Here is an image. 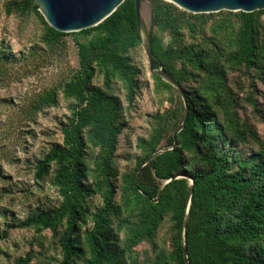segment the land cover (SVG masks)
<instances>
[{
	"label": "trees",
	"instance_id": "16d2710c",
	"mask_svg": "<svg viewBox=\"0 0 264 264\" xmlns=\"http://www.w3.org/2000/svg\"><path fill=\"white\" fill-rule=\"evenodd\" d=\"M152 4V66L179 85L188 113L181 127L185 107L179 92L151 74L174 105L155 116L158 124L149 139L139 140L141 155L134 168L121 174L115 162L124 123L111 90L120 81L129 107L139 91L140 71L129 55L141 45L134 0H124L97 26L74 33L51 29L35 0L4 4L6 15L36 14L48 46L61 45L70 36L78 67L61 88L70 101L62 142L35 167L37 180L52 177L60 200L33 209L21 221L3 223L0 240L11 229L49 231L60 254L55 264H137L135 249L142 244L150 245L152 264H185L184 245L188 264H264V141L250 132L257 147L246 151L250 142L245 128L225 112L221 94L226 66L247 75L263 74L264 10L218 12L223 18L211 25L207 36L198 24L211 14L187 13L163 0ZM183 31L191 38L199 35V44H185ZM162 33L168 34L167 43ZM96 76L102 78L101 86L93 85ZM56 104L57 92L51 89L31 108L37 112ZM96 197L99 205L93 204ZM165 222L169 245L157 249ZM31 258L29 252L13 264H29Z\"/></svg>",
	"mask_w": 264,
	"mask_h": 264
},
{
	"label": "rangeland",
	"instance_id": "374dc122",
	"mask_svg": "<svg viewBox=\"0 0 264 264\" xmlns=\"http://www.w3.org/2000/svg\"><path fill=\"white\" fill-rule=\"evenodd\" d=\"M8 1L11 0H0L1 229L3 223L21 221L33 209L57 205L60 200L52 177L37 180L35 167L53 145L62 142L61 125L70 115V101L62 97L61 88L78 67L77 50L70 36L61 45H46L42 41L45 27L41 19L32 12L6 15L3 7ZM217 13H211L206 22L198 24L207 36L211 25L223 18ZM151 27L152 23L150 30ZM161 37L165 43L169 40L167 33ZM183 41L199 44L200 36L191 38L183 31ZM129 55L140 71L139 91L132 105H127L120 81L116 80L111 90L118 99L124 123L115 162L119 174L134 168L141 155L139 140L149 139L158 124L155 116L166 114L174 105L169 94L155 86L142 46L129 51ZM262 68L260 76L254 71L247 75L240 68H225L226 87L221 92L225 112L245 128L250 142L246 151L257 147L250 139V132L264 141V59ZM92 83L101 86L102 78L96 76ZM51 89L57 92L56 106L32 112L35 101ZM93 204L99 205L100 199L96 197ZM168 228L169 223L165 222L159 230L157 249L168 248ZM29 252L32 254L29 264H55L60 258L57 238L49 231L11 229L8 237L0 240V264H13ZM135 253L137 264H152L150 245L138 246Z\"/></svg>",
	"mask_w": 264,
	"mask_h": 264
},
{
	"label": "water",
	"instance_id": "95a60500",
	"mask_svg": "<svg viewBox=\"0 0 264 264\" xmlns=\"http://www.w3.org/2000/svg\"><path fill=\"white\" fill-rule=\"evenodd\" d=\"M173 4L177 8L191 14H211L220 11L252 13L264 10V0H164ZM38 12L45 23L54 31L59 33H74L97 26L109 17L124 0H35ZM137 31L140 38L142 49L144 50L150 74L161 77L165 82L174 87L180 94L184 103V119L181 127L185 123L188 113L185 94L179 85L162 69L154 70L152 66L153 54L150 44V25L153 16L152 0H134ZM181 127L175 132L181 129ZM158 152L151 156L146 163ZM143 166V165H142ZM140 166L139 169L142 167ZM192 186V180L190 179ZM161 193H158L156 202ZM192 195L191 187L187 192L188 208ZM186 228V220L183 222V230ZM185 234H183V239ZM185 264H188L186 247L183 248Z\"/></svg>",
	"mask_w": 264,
	"mask_h": 264
}]
</instances>
